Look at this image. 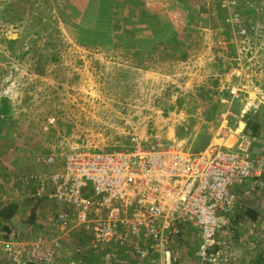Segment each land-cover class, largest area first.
<instances>
[{"label":"rangeland","instance_id":"374dc122","mask_svg":"<svg viewBox=\"0 0 264 264\" xmlns=\"http://www.w3.org/2000/svg\"><path fill=\"white\" fill-rule=\"evenodd\" d=\"M112 1L120 17L114 19L112 39L88 42L78 30L88 0H0V98L7 97L10 109L0 132V208L10 201L19 204L13 220L0 219V264H10L1 252L7 234L3 225L18 231L20 241L38 235L57 239L58 262L59 248L70 260L78 257L86 224H78L76 210L46 196L26 199L20 182L29 173L63 170V157L72 149L111 151L128 145L133 133L147 142L159 136L165 144L182 137L194 146L204 133L211 135L220 116L232 126L251 111L260 120L261 139L254 148L264 151V0H235L243 35L233 24L234 13L218 10L220 0ZM90 3L99 10L101 0ZM150 26L159 28L153 29L158 39ZM172 36L183 44L168 48L165 38ZM227 89L238 97H227ZM180 113L186 121L179 125ZM49 153L53 163L45 162ZM258 200L241 199L236 209L241 222L242 209L252 208L251 201L264 220ZM37 207L42 219L51 218L47 233L31 227L35 220L30 222L29 214ZM60 210L71 212L64 231L55 226ZM241 222L228 237L236 259H222V264H264V237L244 245L242 238L252 231ZM198 240L193 228H185L176 264L195 260ZM108 249V257L94 250V256L78 264H111V259L132 254L130 247Z\"/></svg>","mask_w":264,"mask_h":264},{"label":"built area","instance_id":"2783aa9c","mask_svg":"<svg viewBox=\"0 0 264 264\" xmlns=\"http://www.w3.org/2000/svg\"><path fill=\"white\" fill-rule=\"evenodd\" d=\"M235 2L220 0V6L234 13L233 24L243 35L246 28L235 14ZM184 121L185 113H180L176 124ZM244 127L243 120L230 126L220 116L207 145L198 151L182 137L165 144L159 136L147 142L137 133L128 145L111 151L72 149L63 157V170L21 176L24 197L46 196L76 210L78 224H86V240L78 252L123 246L131 248L135 264H176L178 238L191 227L199 235L191 264L235 260L228 237L236 207L243 197L264 201L263 162L254 154L255 138L248 137ZM54 160L49 153L45 162ZM70 214L57 212L55 226L60 231L67 229ZM261 223L259 216L247 221L254 242L264 237ZM17 236L12 232L2 241L10 264H59L57 239L38 235L26 242ZM122 262L117 264H126Z\"/></svg>","mask_w":264,"mask_h":264},{"label":"trees","instance_id":"16d2710c","mask_svg":"<svg viewBox=\"0 0 264 264\" xmlns=\"http://www.w3.org/2000/svg\"><path fill=\"white\" fill-rule=\"evenodd\" d=\"M131 2L137 3L138 5L142 4L140 0H131ZM88 3H89V0H88ZM88 3L86 4L84 11H83V15L81 16L78 22L79 32L81 33L82 36L85 37V40L88 42H93V41H98V40L101 42V41H104L105 39H112L111 31L113 28V24L116 21L114 19H120V17L114 12L113 1L112 0H101V5H100L99 10H97V5L95 3H90L89 5ZM219 5L220 4L218 3V10L222 9ZM249 11H253V9H250ZM146 12H149V10ZM142 14H143V11L141 15ZM239 17L241 20L242 16L240 14H239ZM154 28H155L154 26L149 27V29L152 31L156 39H158L157 33L153 31ZM155 30H159V28H155ZM165 39H166V46L168 48L171 47L172 49H174V47L175 46L177 47L178 44H180V42L183 44V42L178 38V36L167 37ZM9 41L13 42L12 40H9ZM225 94L227 97L232 95L231 89H227L225 91ZM233 110L236 113H239L240 111L237 108H234ZM9 111L10 109L7 105V97L3 96L0 98V132H1L3 124L9 118V114H10ZM243 116H245L244 117L245 118L244 119L245 121L244 133L248 137H254V138L259 137V134H260L259 133V128H260L259 117L256 114H252L251 111H248ZM207 118H210V117L207 116ZM209 138H210V134L204 133V135L198 138V141H196V144L194 146L193 144L190 145V149L192 151L202 150L207 145ZM90 192L91 191H89V193ZM239 206L241 205H238L236 209ZM18 207H19V204L15 201L7 202L3 207L0 208V219L4 223L9 222L12 219V217L17 213ZM242 216H246L251 220H256L259 216V213L255 209L247 207V208L242 209ZM29 221L30 222L34 221V209L30 213ZM239 222L240 220L236 214L233 217V225L231 226L232 230L234 226L238 224ZM3 228L4 230H6V233H7L6 235H4V238L7 239L9 238L10 229L6 225H3Z\"/></svg>","mask_w":264,"mask_h":264},{"label":"crops","instance_id":"0c3cea01","mask_svg":"<svg viewBox=\"0 0 264 264\" xmlns=\"http://www.w3.org/2000/svg\"><path fill=\"white\" fill-rule=\"evenodd\" d=\"M145 4H146V2H145ZM147 5V4H146ZM158 9V8H157ZM154 10H156V8H154ZM153 10V11H154ZM260 139L261 138H259V137H257V138H255V141H260ZM258 145H259V143H258ZM255 146H256V143H255ZM260 148V147H259ZM253 151H254V154H255V156L257 157V158H259L260 160H262V162H263V174H264V160H263V157H264V151H263V149H259L258 151H256V149L254 148L253 149ZM252 202V208H253V204H254V201H251ZM57 203V202H56ZM258 206H259V208H263L264 209V201L262 200V199H260V201L258 200V201H256L255 202ZM242 205V204H241ZM40 208V207H39ZM38 207L37 208H34V220H35V225H31V227L33 228V226L36 228H38L42 233H47L48 232V228H51V221H50V219L51 218H46V219H42L43 217H42V209H41V211H40V209H39ZM258 213H259V209H255ZM39 212H41V215L40 216H38V213ZM235 215H236V212H235ZM234 215V216H235ZM14 217H15V215L12 217V219L11 220H13L14 219ZM29 217H30V214H29ZM259 217L261 218V216H260V213H259ZM246 220V221H245ZM245 220H243V222H241L240 224H243V226H246V224H247V221L248 220H251V219H249L248 217H246L245 216ZM245 221V222H244ZM261 226L264 228V220H262V218H261ZM238 225H239V223H238ZM247 227V226H246ZM232 229V228H231ZM50 231H52L53 232V230H51L50 229ZM12 232H17L18 233V235H19V232L18 231H16V230H11L10 231V233L9 234H11ZM255 234H252V232H251V234H250V237H248V234L247 235H244V237L245 236H247V238L246 239H243L242 238V240H243V244L244 245H247V243H248V241H249V239H252V240H254L253 239V236H254ZM85 236V240H86V235H84ZM48 237H50V238H52V236H48ZM241 239V238H240ZM85 240H83V238H82V240L81 241H79V244H77L78 246L76 247V251H77V249L80 247V246H82L83 244H84V242H85ZM23 241V240H22ZM29 240H27L26 242H28ZM118 247H123V246H118ZM109 247H106V248H104V249H101L102 251V254H101V256L104 258V257H106V254H107V257L109 256V253H110V249H108ZM125 249H128L129 247H124ZM57 249V248H56ZM105 249H108V250H105ZM131 249V248H130ZM132 251V250H131ZM2 253H3V256L4 257H6V255L4 254V252H3V250L1 251ZM76 254L78 255V257H76L74 260H70V257H71V255H69V253L67 254V253H65L64 252V248H59L58 250H57V255H58V259H59V262H60V264H78V262L79 263H81L83 260V262H85V261H87L88 259H90L92 256H94V252H92V251H89V252H76ZM7 258V257H6ZM8 259V258H7ZM123 259H127L128 261H131L132 262V260H133V262L131 263V264H135L136 263V259L133 257V255H131V256H129V255H121V257H118L117 259H111L110 261H111V264H113V263H115V264H117V263H119V262H122L121 260H123ZM123 263V262H122ZM125 263V262H124ZM127 263H129V262H127ZM36 264V263H35ZM130 264V263H129Z\"/></svg>","mask_w":264,"mask_h":264},{"label":"bare ground","instance_id":"6f19581e","mask_svg":"<svg viewBox=\"0 0 264 264\" xmlns=\"http://www.w3.org/2000/svg\"><path fill=\"white\" fill-rule=\"evenodd\" d=\"M63 205V204H62Z\"/></svg>","mask_w":264,"mask_h":264}]
</instances>
